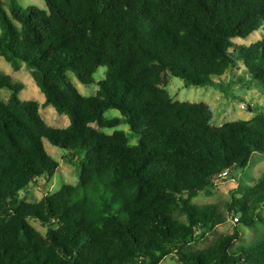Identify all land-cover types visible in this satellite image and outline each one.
Segmentation results:
<instances>
[{"label":"trees","instance_id":"obj_1","mask_svg":"<svg viewBox=\"0 0 264 264\" xmlns=\"http://www.w3.org/2000/svg\"><path fill=\"white\" fill-rule=\"evenodd\" d=\"M43 1L46 10L15 0L7 12L0 7V58L13 72L25 67L44 97L41 105L21 100L24 84L0 72V90L9 92L0 101V264H160L169 256L181 264H264V172L238 183L225 205L253 239L240 243L236 229L193 248L226 222L217 205L193 201L211 196L223 173L249 179L252 155H264V113L214 127L206 104L174 102L160 87L165 74L186 87H220L234 70L264 96V34L250 46L234 43L264 30V0ZM100 68L106 74L95 95L82 96L68 73L87 87ZM41 107L69 125L49 127ZM111 110L120 117L105 119ZM43 140L83 152L78 183L27 203L20 193L50 182L59 167Z\"/></svg>","mask_w":264,"mask_h":264},{"label":"rangeland","instance_id":"obj_2","mask_svg":"<svg viewBox=\"0 0 264 264\" xmlns=\"http://www.w3.org/2000/svg\"><path fill=\"white\" fill-rule=\"evenodd\" d=\"M16 4L25 8L28 6H35L39 9L46 10L43 0H15ZM9 0H1V6L8 11ZM264 30L260 29L258 32L252 34L246 40L236 39V45L250 46L262 39ZM0 72L9 75L13 81L21 82L24 84V89L20 92L19 98L23 101L34 100L40 105L44 103V97L40 90L36 87L30 74L22 67L18 72H13L10 65L0 58ZM106 74L105 68H100L93 76L94 83L91 86H82L73 74L68 73V77L76 87L78 92L84 97L95 95L98 87L97 82L104 79ZM239 77V72L233 70L232 73L224 75L217 83L220 87H186L184 82L178 78L165 74L162 79L161 88H164L170 98L174 102H188V103H204L208 106L213 115L211 125L220 127L226 123L234 121H249L258 114L264 113V96L261 94L257 83H243L238 82L236 78ZM9 98V92L0 90V101L6 102ZM40 115L45 123L56 129L66 128L69 120L65 116H59L51 107H41ZM105 119L119 118L120 114L117 111H108L104 114ZM95 127V125H93ZM118 130L126 132L128 136L129 145H136L138 137L133 135L128 126L121 124ZM105 134H111L113 129L101 130ZM44 148L47 154L56 162L59 167L55 172L50 182L45 179H40L31 184L27 192L20 193V197L27 203H34L41 200L43 197L49 196L56 191L63 184L76 186L78 183L77 171L78 160L83 159V152L81 151H68L61 148L52 146L48 141L43 140ZM71 159V162H68ZM248 180L243 175V172H233L229 176L218 178L213 181V187L209 190L211 196L205 192L201 193L193 203L198 206L217 205L223 215L226 217V222L216 227L215 233L208 236L203 242L194 245V249H205L209 247L222 235H232L236 229L242 231V242L248 243L254 237V232L241 226L235 218L227 213L225 205L230 201V191L235 189L238 183L253 184L257 181L264 172V155L253 154L250 163L244 171ZM252 181V182H251ZM122 217L124 213H119ZM260 215L264 218V210L260 211ZM29 224L40 234L45 235L47 228L42 226L38 221L29 220ZM55 222L51 223L53 226ZM235 242V245H239ZM160 264H181L174 256L165 258Z\"/></svg>","mask_w":264,"mask_h":264},{"label":"built area","instance_id":"obj_3","mask_svg":"<svg viewBox=\"0 0 264 264\" xmlns=\"http://www.w3.org/2000/svg\"><path fill=\"white\" fill-rule=\"evenodd\" d=\"M225 176H227V174H226V173H223V174L219 175V176L217 177V179H218V178L225 177ZM235 220H236V219H235Z\"/></svg>","mask_w":264,"mask_h":264},{"label":"water","instance_id":"obj_4","mask_svg":"<svg viewBox=\"0 0 264 264\" xmlns=\"http://www.w3.org/2000/svg\"><path fill=\"white\" fill-rule=\"evenodd\" d=\"M0 7H1V0H0Z\"/></svg>","mask_w":264,"mask_h":264},{"label":"crops","instance_id":"obj_5","mask_svg":"<svg viewBox=\"0 0 264 264\" xmlns=\"http://www.w3.org/2000/svg\"><path fill=\"white\" fill-rule=\"evenodd\" d=\"M68 125H69V124H68ZM68 125H67V126H68Z\"/></svg>","mask_w":264,"mask_h":264}]
</instances>
